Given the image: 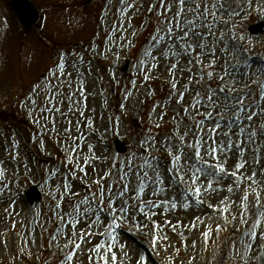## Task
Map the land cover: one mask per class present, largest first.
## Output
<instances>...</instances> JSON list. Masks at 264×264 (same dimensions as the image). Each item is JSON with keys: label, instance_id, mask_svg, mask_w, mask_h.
<instances>
[{"label": "snow or ice", "instance_id": "1", "mask_svg": "<svg viewBox=\"0 0 264 264\" xmlns=\"http://www.w3.org/2000/svg\"><path fill=\"white\" fill-rule=\"evenodd\" d=\"M248 3L250 6L252 0ZM105 12H112L117 23L108 26L103 48L90 43L83 52H59L55 65L48 69L42 82L34 84L24 101L29 119L40 129L39 138L32 137L37 150L47 154L46 138L54 137L64 153L59 166L47 170L49 214L43 223L36 221L44 231L48 230L46 225H55L50 245L56 243L60 248V240L65 241L61 248L65 254L59 257V264H76L85 244L89 245L88 264H148L149 256L139 253L133 260L126 245L119 241L118 233L123 225H135L140 230L148 228L150 223L155 233L151 247L155 251L162 240H168L153 219L157 215L155 210L167 206L176 209L178 202L188 208L193 200L202 205L209 193H220V186L226 180L227 193L237 189L243 193L239 196V219L247 227L241 235L250 237L232 241L231 247L238 250L243 246L246 252L250 251L253 242L264 241V187H261L264 145L252 146L258 136L264 140V79L261 78L264 68L249 75L238 67L242 59L248 65L245 54L251 50L244 44L246 37L237 36L234 31L235 23L229 27V22L241 15L238 0H108ZM132 12L146 13L152 31L133 66L135 78L123 85L118 107L124 113L126 102L138 90V82L146 84L154 79L153 71L158 68L169 77L167 103L153 104L148 114L152 123L139 137L136 151L122 162L117 158L106 170L97 169L96 162L107 159L101 142L108 129L99 130L96 108H90L88 101L99 95L101 107L107 110L108 99L107 89L87 88L103 81L102 76H92V61L109 57L118 61L122 51L136 46L138 33L145 26L141 24L137 28L131 24ZM101 19L107 25L106 17ZM110 79L115 81L114 73H110ZM241 82L243 89H237ZM253 84L255 89L251 87ZM120 86L117 82L116 87ZM256 89L258 95L254 96ZM144 95L151 97L155 92L149 89ZM168 109L173 113L172 123L169 131L160 136L154 129L162 128ZM107 119L113 127L119 126V115ZM256 120L261 121L259 127ZM242 122L251 123L246 126ZM242 136L244 140L240 139ZM18 149L19 142L12 139L6 148L7 161L0 159V197L11 195L10 182H5V165L20 161ZM98 149L101 155L96 154ZM246 153L251 154V159ZM230 160L234 161V170L228 166ZM253 165L260 166V170L250 171L246 176L248 188H243V170L252 169ZM22 166L26 174L31 172L27 162H22ZM89 167L94 176L89 175ZM17 172L14 168L11 175L16 177ZM77 180L83 195L74 183ZM230 199L225 196L220 201L224 207L217 210L228 212ZM14 203V199L10 200L3 209L5 215L15 214ZM207 206L214 207L211 203ZM35 215L39 217L42 213ZM248 217L254 218L250 226ZM167 223L175 230L174 224ZM220 230L217 225V231ZM31 231V242L35 243L36 230ZM202 237L207 251L213 239L210 226ZM182 243L187 247L186 237ZM195 246L193 243L192 247ZM168 264L174 262L169 260Z\"/></svg>", "mask_w": 264, "mask_h": 264}, {"label": "rangeland", "instance_id": "2", "mask_svg": "<svg viewBox=\"0 0 264 264\" xmlns=\"http://www.w3.org/2000/svg\"><path fill=\"white\" fill-rule=\"evenodd\" d=\"M107 2L108 0H32V4L40 11V14H44V19L37 28L28 30L29 35L24 36L16 15L9 7V0H0V159L7 161L6 148L12 139L19 142L20 153V161L5 165L7 168L5 182H10L11 195L6 193L0 197V264H59V257L65 254L61 251L65 243L63 239L59 242L60 248L56 243L49 244L50 234L55 225H46L48 230L44 231L36 223L37 220L43 223L49 214L51 197L50 188L45 183L47 170L59 166L64 153L60 150V146L55 144L54 137L46 138L45 152L47 154L37 150L32 143V137L36 135L39 138L40 129L29 119L24 101L30 95L34 84L38 81L42 82L47 76L48 69L55 65L59 52L69 50L83 52L88 49L90 43L103 48L102 41L105 40L108 26L117 23L112 15L115 9H112V12H105ZM238 3L241 5V15L234 17L233 21L229 22V27L234 22V31L237 36L246 37L244 44L251 49L245 54L248 65L245 66L242 59L238 67L251 75L259 73V70L264 68V27L260 33L254 35L248 31L249 28L260 25V22L264 23V0H252L250 6L248 0H238ZM102 17H106L107 25L103 23ZM129 19L137 28L141 24L145 26L138 33L139 39L135 41L136 46L130 51H122L118 61L112 60L111 57L107 60L96 58L92 61V76H102L103 81L95 86L89 84L87 88L100 91L107 89L108 99L107 110L101 107L102 97L99 95L95 100L90 97L88 101L90 108H96V125L99 130L103 131L105 127L108 129L101 142L103 155L107 159L104 162L97 161L95 164L97 169L106 170L117 158L122 162L126 156L137 150L139 137L152 123L148 114L153 104L164 105L167 103L169 94V77L162 68H158L153 71L154 79H150L146 84L138 82V90L126 102L125 112H120L118 105L122 99L123 85L135 78L133 66L140 56V49L146 46L152 31L148 26L146 13L132 12ZM41 31L42 33H39ZM248 40H251L250 45ZM89 57L90 53L85 58L86 61ZM110 73L115 74V81L110 79ZM261 78L264 79V76ZM117 82L121 85L119 88L116 87ZM251 87L255 89L254 84ZM236 88L243 89V82L238 83ZM149 89L154 90L155 95L146 98L144 92ZM258 91L256 89L253 95H258ZM113 114L120 116L118 127H113L107 119ZM172 114V110L168 109L162 128L154 129L160 136L169 131ZM101 116L104 117L103 120L100 119ZM242 123L247 126L251 122ZM260 123L261 121L256 120L257 127ZM116 139L126 144L128 147L126 154L115 155L112 143ZM240 139L244 140V137ZM258 145H264V140L259 136L256 138V144L252 146ZM96 154L101 155V150L98 149ZM246 155L251 159L250 153ZM161 159L167 162L165 157L162 156ZM22 162L28 163L31 168L30 173L24 172ZM233 163L234 161L230 160L228 165L232 170H234ZM261 163L264 164V159ZM14 168L18 170L16 177L11 175ZM251 170H260V166L253 165L252 169L243 170L245 174L243 188H248L249 182L246 176ZM88 172L90 176H94L91 167ZM74 183L78 186L77 190L82 189L78 180ZM88 183L91 181L89 180ZM227 183L226 180L224 185L220 186L219 194L209 193L202 205L193 200L189 202L188 208L180 206L178 202L176 209H171L170 206L156 209L157 215L153 219L160 225L168 240H162L155 251L151 247V239L155 233L150 223L148 228L140 230H137L135 225L124 224L118 233L119 241L126 245V250L133 260L139 253L149 256L148 264H168L169 260L174 264H225L226 261L227 264H244L245 261L246 264H264V246H261L264 241L253 242V248L247 252L243 246H239L238 250L231 247L232 241L249 240L250 237L241 235L247 227L239 219L241 210L239 196L243 193L240 189L227 193ZM32 186L39 189L42 200L29 208L23 200L24 193ZM81 195H83L82 190ZM225 196L231 198L227 201L228 212L217 210L224 207L220 201ZM12 199L15 201L12 206L15 214L9 217L5 215L3 209ZM209 203L214 207L209 208L207 206ZM37 212L42 215L37 217L35 215ZM197 216L200 220L196 219ZM233 216L237 219L233 220ZM248 219L250 226L254 218L248 217ZM168 221L176 226L175 230L168 225ZM193 224L195 228L192 227ZM217 225L220 226V231H217ZM209 226L212 229L213 239L205 251L202 233ZM31 229L36 230L35 243L31 242L33 239ZM41 233H43L42 236ZM185 237L187 247L182 243ZM193 243L195 247H192ZM88 247V244L82 245L76 264H88Z\"/></svg>", "mask_w": 264, "mask_h": 264}, {"label": "water", "instance_id": "3", "mask_svg": "<svg viewBox=\"0 0 264 264\" xmlns=\"http://www.w3.org/2000/svg\"><path fill=\"white\" fill-rule=\"evenodd\" d=\"M12 9L16 12L20 23L25 26H33L38 20V14L34 8L29 4L28 0H13L11 2ZM264 25H256L249 29L253 34L260 33ZM117 148L120 152H124L125 148L122 144L118 143ZM29 202L34 203L40 200V194L36 188H32L28 193Z\"/></svg>", "mask_w": 264, "mask_h": 264}]
</instances>
